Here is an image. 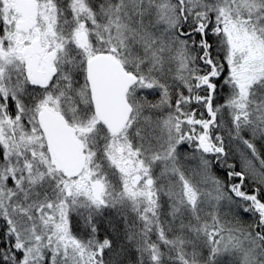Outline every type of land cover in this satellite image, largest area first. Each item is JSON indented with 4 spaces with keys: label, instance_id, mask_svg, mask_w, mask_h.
Here are the masks:
<instances>
[{
    "label": "snow or ice",
    "instance_id": "snow-or-ice-1",
    "mask_svg": "<svg viewBox=\"0 0 264 264\" xmlns=\"http://www.w3.org/2000/svg\"><path fill=\"white\" fill-rule=\"evenodd\" d=\"M0 264H264V0H0Z\"/></svg>",
    "mask_w": 264,
    "mask_h": 264
}]
</instances>
